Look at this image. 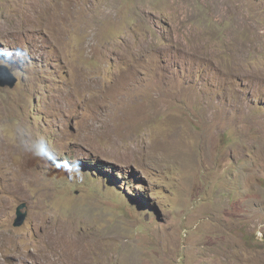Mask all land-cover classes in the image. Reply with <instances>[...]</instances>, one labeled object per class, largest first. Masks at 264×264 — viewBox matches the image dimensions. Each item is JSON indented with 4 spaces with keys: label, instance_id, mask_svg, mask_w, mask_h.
<instances>
[{
    "label": "rangeland",
    "instance_id": "rangeland-1",
    "mask_svg": "<svg viewBox=\"0 0 264 264\" xmlns=\"http://www.w3.org/2000/svg\"><path fill=\"white\" fill-rule=\"evenodd\" d=\"M1 65L0 264H264V0H0Z\"/></svg>",
    "mask_w": 264,
    "mask_h": 264
},
{
    "label": "water",
    "instance_id": "water-1",
    "mask_svg": "<svg viewBox=\"0 0 264 264\" xmlns=\"http://www.w3.org/2000/svg\"><path fill=\"white\" fill-rule=\"evenodd\" d=\"M17 78L11 73L8 67L1 65L0 66V87L10 89L15 88L17 84ZM27 208V204H22L17 209V219L15 220L16 227H22L26 223L28 213L24 212Z\"/></svg>",
    "mask_w": 264,
    "mask_h": 264
},
{
    "label": "clouds",
    "instance_id": "clouds-1",
    "mask_svg": "<svg viewBox=\"0 0 264 264\" xmlns=\"http://www.w3.org/2000/svg\"><path fill=\"white\" fill-rule=\"evenodd\" d=\"M20 142H21V145H22V147H23V149L25 151L31 152L33 155H35L37 157H42V158H47V159H53L56 156L55 151H53L52 149H50L48 143H46L44 140L29 141V140L25 139L23 141L20 140ZM26 210H27V208L24 210V212H27ZM14 226H15V224H14ZM22 227H16V228H22Z\"/></svg>",
    "mask_w": 264,
    "mask_h": 264
},
{
    "label": "bare ground",
    "instance_id": "bare-ground-1",
    "mask_svg": "<svg viewBox=\"0 0 264 264\" xmlns=\"http://www.w3.org/2000/svg\"><path fill=\"white\" fill-rule=\"evenodd\" d=\"M37 4V3H36ZM47 8V7H46ZM41 13V12H40ZM43 13V12H42ZM64 227V226H63ZM60 228V227H59ZM66 228V227H65ZM64 228V229H65ZM48 229V228H47ZM61 229V228H60ZM70 229H71V227H70ZM67 230V229H66ZM49 231V230H48ZM53 231H54V229H53ZM57 231H59V230H56V232ZM46 232V231H45ZM50 232V231H49ZM55 232V233H56ZM60 232V231H59ZM58 233V232H57ZM61 233V232H60ZM68 233V232H67ZM51 234V233H50ZM59 235V234H58ZM64 235V234H63ZM46 236V235H45ZM56 236V235H55ZM65 236H67V234L65 235ZM44 237V236H43ZM57 237V236H56ZM63 237V236H62ZM69 237V236H68ZM38 238H40V237H38ZM65 238V237H64ZM45 239V238H44ZM54 239V238H53ZM43 241V240H42ZM37 243V242H36ZM50 243V242H49ZM70 243H72V242H70L69 240H64L63 238H59V245H60V250L57 248V247H55V249L60 253V254H64L65 252H67L69 249H70ZM39 244V243H38ZM45 245V244H44ZM41 246V245H40ZM53 246H54V244H53ZM57 246V245H56ZM52 247V246H51ZM43 248V247H42ZM41 248V249H42ZM47 249V248H46ZM54 249V250H55ZM40 250V249H39ZM45 250V249H44ZM49 251V250H48ZM47 251V252H48ZM44 254V253H43ZM48 254V253H47ZM47 256V255H46ZM47 258H49V257H47ZM54 260H51L50 259V262H51V264H56V263H54L53 262Z\"/></svg>",
    "mask_w": 264,
    "mask_h": 264
}]
</instances>
